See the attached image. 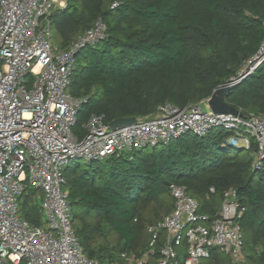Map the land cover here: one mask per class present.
Masks as SVG:
<instances>
[{
	"label": "trees",
	"instance_id": "obj_1",
	"mask_svg": "<svg viewBox=\"0 0 264 264\" xmlns=\"http://www.w3.org/2000/svg\"><path fill=\"white\" fill-rule=\"evenodd\" d=\"M99 20L106 38L80 50L68 88L73 98L85 101L73 128L80 139L94 115L111 124L151 119L164 104L180 109L202 104L238 79L264 44V0H66V8L51 16L54 48L67 49ZM225 100L242 115L264 118V61ZM232 136L223 129L204 137L186 133L101 162L65 166L62 191L87 259L97 264H130L123 254L142 259L148 228L174 209L170 187L176 185L210 219L218 215L223 194L234 189L245 209L237 220L243 264H264V161L260 170L253 169L251 156L228 144ZM39 196L28 190L20 197V217L43 227ZM159 257L158 249L145 264ZM186 259L184 243L174 264ZM200 264L233 263L212 249Z\"/></svg>",
	"mask_w": 264,
	"mask_h": 264
},
{
	"label": "built area",
	"instance_id": "obj_2",
	"mask_svg": "<svg viewBox=\"0 0 264 264\" xmlns=\"http://www.w3.org/2000/svg\"><path fill=\"white\" fill-rule=\"evenodd\" d=\"M65 8L66 0H0V264H97L84 254L62 191V169L72 161L101 162L186 133L204 137L223 129L233 133L228 140L232 148L251 156L253 169L263 165L264 118L252 113L214 114L207 101L185 109L164 104L153 118L117 130L103 116L94 115L84 126L85 136L78 138L73 128L85 101L69 94L71 75L80 50L103 41L106 29L99 20L67 49L57 50L51 16ZM263 61L264 44L235 85ZM28 190L40 195L43 227L20 217L19 199ZM170 193L174 209L148 228L143 258L123 254L124 259L145 264L159 249L153 264H174L177 250L186 243L185 264H200L212 249L228 255L233 264L244 263V238L237 220L245 209L234 189L223 194L213 219L199 213L197 200L184 187L172 185Z\"/></svg>",
	"mask_w": 264,
	"mask_h": 264
},
{
	"label": "water",
	"instance_id": "obj_3",
	"mask_svg": "<svg viewBox=\"0 0 264 264\" xmlns=\"http://www.w3.org/2000/svg\"><path fill=\"white\" fill-rule=\"evenodd\" d=\"M234 86L235 80L232 79L220 86L218 89H216L212 96L208 100H206L209 109L214 114H233L239 116L242 115L240 111L228 105L225 100L226 95L231 91ZM137 122V118H120L111 122L110 127L112 128V130H117L134 125Z\"/></svg>",
	"mask_w": 264,
	"mask_h": 264
},
{
	"label": "rangeland",
	"instance_id": "obj_4",
	"mask_svg": "<svg viewBox=\"0 0 264 264\" xmlns=\"http://www.w3.org/2000/svg\"><path fill=\"white\" fill-rule=\"evenodd\" d=\"M204 111H207L205 107H203ZM234 151V150H233ZM243 154H247V152H243ZM82 164H87L88 162L85 160V159H81L79 160ZM74 161L71 162V164H73ZM41 222L44 223V226H45V222H46V217L43 215L42 218H41Z\"/></svg>",
	"mask_w": 264,
	"mask_h": 264
}]
</instances>
